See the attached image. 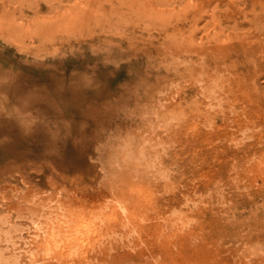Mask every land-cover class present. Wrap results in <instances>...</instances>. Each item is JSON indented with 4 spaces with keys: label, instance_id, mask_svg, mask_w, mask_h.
I'll list each match as a JSON object with an SVG mask.
<instances>
[{
    "label": "rangeland",
    "instance_id": "374dc122",
    "mask_svg": "<svg viewBox=\"0 0 264 264\" xmlns=\"http://www.w3.org/2000/svg\"><path fill=\"white\" fill-rule=\"evenodd\" d=\"M0 264H264V0H0Z\"/></svg>",
    "mask_w": 264,
    "mask_h": 264
},
{
    "label": "bare ground",
    "instance_id": "6f19581e",
    "mask_svg": "<svg viewBox=\"0 0 264 264\" xmlns=\"http://www.w3.org/2000/svg\"><path fill=\"white\" fill-rule=\"evenodd\" d=\"M116 204H117V208L119 209V211H121L122 213H126V211H127V207H126V205L125 204H123V202L122 201H120V200H116ZM60 217V216H59ZM37 224V223H36ZM52 225V224H51ZM53 226V225H52ZM53 228V227H52ZM34 229L36 230V231H38L39 229H38V227H37V225H35L34 226ZM51 230V229H50ZM49 230V231H50ZM59 239V237L57 236V235H55V234H52L51 236H50V239H49V241L47 242V243H45V247L47 246V249L48 248H51V247H54V246H58V244H59V242H60V240H58Z\"/></svg>",
    "mask_w": 264,
    "mask_h": 264
}]
</instances>
